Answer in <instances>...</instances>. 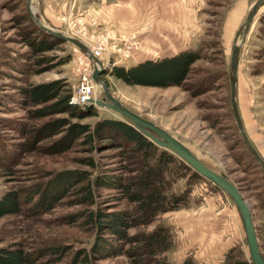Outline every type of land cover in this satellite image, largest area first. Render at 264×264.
<instances>
[{
	"label": "rangeland",
	"instance_id": "rangeland-1",
	"mask_svg": "<svg viewBox=\"0 0 264 264\" xmlns=\"http://www.w3.org/2000/svg\"><path fill=\"white\" fill-rule=\"evenodd\" d=\"M255 1L30 0V3L45 26L78 39L101 62L99 79L110 95L177 138L206 165L227 174L250 207L257 241L264 253V170L240 137L231 112L228 77L232 47L240 44L236 102L245 132L264 159L261 50L264 43L259 21L264 1L246 31L242 28ZM28 14L25 0H0V135L12 144L10 150L14 151L13 158L2 161L0 167V196L11 188L37 182L51 184L59 171L84 168L80 159L86 156H94L99 168L107 169L108 174L122 172L120 168L128 162L118 155V147L91 153L88 145L77 143L78 140L68 150L46 153L43 147L56 135L36 143L31 139L34 129L50 119L36 117L33 106L19 101L18 88L31 82L64 80L71 92V102L82 107L93 104V114L81 122L94 124L103 118L125 117L91 101L101 99L105 92L93 79L94 64L73 44L56 42L53 49L37 55L54 56L52 60L32 63L34 59L28 57L30 48L22 37L27 36L23 33L30 28ZM181 51L197 52L198 58L189 65L179 84L127 83L114 73L117 67L129 68ZM65 57L67 61L58 65ZM104 101L109 102L107 98ZM22 126L26 133H22ZM24 142L31 145L24 147ZM188 176L177 179L167 190L179 194L188 188L186 201L158 213L147 224L128 229V233L166 227L171 245L164 255L172 264H180L187 257L196 264H221L230 251L249 257L231 199L203 176ZM98 192L102 200L117 194L106 188ZM78 196L75 189H69L55 206L41 214L22 212L0 217V246L20 242L28 250L42 248L45 252L63 246L62 254L45 253L36 264H68L77 249L90 247L94 236L89 225L77 216L87 208L79 203ZM104 204L110 210L131 206L122 198ZM95 264L130 263L126 256L118 255L98 259Z\"/></svg>",
	"mask_w": 264,
	"mask_h": 264
},
{
	"label": "trees",
	"instance_id": "trees-1",
	"mask_svg": "<svg viewBox=\"0 0 264 264\" xmlns=\"http://www.w3.org/2000/svg\"><path fill=\"white\" fill-rule=\"evenodd\" d=\"M259 21L264 43V12ZM29 27L23 33L27 36L22 37L30 48L28 57L34 59L32 63L41 64L52 60L54 56L37 55L53 49L54 44L62 40L40 29L31 18ZM34 34L41 36L36 37ZM261 50L264 53V44ZM197 55V52L181 51L159 60H145L129 68L117 67L114 73L127 83L158 86L179 84L186 76L189 65L198 58ZM67 59L61 58L58 65ZM18 92L19 101L33 106L32 113L36 117L50 118L34 129L31 138L36 143L46 136L56 135L43 147L46 153L68 150L79 140L77 143L87 144L91 153L118 147V155L129 164L123 163L120 168L122 172L118 174H108L107 169L99 168L94 156L83 157L80 161L84 168L59 171L51 184L37 182L5 191L0 196V217L22 212L41 214L55 206L58 198L67 190L75 189L79 194V203L87 207L77 216L89 225L94 236L90 247L77 249L68 264H95L98 259L118 255L126 256L130 264H172L164 255L171 245L166 227L135 234H129L128 229L147 224L158 213L172 210L186 201L190 192L188 188L179 194L167 193V190L179 178L186 175L196 178L200 174L170 149L156 145L126 118H103L94 124L81 122L93 114V108L71 102V92L62 79L31 82L19 87ZM73 118L78 120L72 121ZM22 127V133H26L25 126ZM26 144L31 145L27 142L24 147ZM11 148L12 144L0 135V167L3 166L2 161L13 158L14 151ZM101 188L115 190L117 194L112 199H125L131 206L110 210L111 207H106L108 204L104 203L112 199L102 200L98 192ZM64 251L63 246L48 248L47 252L42 248L31 251L20 242L10 243L0 246V264H36L45 253L58 255ZM180 264L196 263L187 257ZM221 264L253 263L249 257L244 258L230 251Z\"/></svg>",
	"mask_w": 264,
	"mask_h": 264
},
{
	"label": "water",
	"instance_id": "water-1",
	"mask_svg": "<svg viewBox=\"0 0 264 264\" xmlns=\"http://www.w3.org/2000/svg\"><path fill=\"white\" fill-rule=\"evenodd\" d=\"M263 1L264 0H256L251 6L242 26L244 31H246L258 6ZM25 4L26 10L29 13L31 19L40 29L51 35L57 36L62 41H67L73 44L76 48L80 50V52H82L84 55H87V57L92 61V63L94 64L93 79L96 84L100 85L103 88L105 92L104 97H102L101 99L96 98L95 100H91L92 102L94 101L95 103L101 106L109 107L115 110L116 112L120 113L123 117L128 119L139 131H141L145 136L150 138L156 145L173 151L198 174L208 179L210 182L222 189L227 194V196L233 202L236 212L238 214L240 224L245 235L248 256L251 262L253 264H264V253L260 249L257 241L254 226L252 223L250 207L241 195L239 188L227 176V174L222 171H217L206 165L185 144H183L177 138L173 137L171 134H169L160 126L156 125L151 120L142 117L135 111H132L131 109L126 107L122 102H120L117 98L110 95L108 91H106V85L99 79V74L103 70L102 64L90 53L89 49L78 39L64 34L53 28L45 26L42 23L39 14L36 13L34 8L31 6L30 0H25ZM239 49L240 44L233 45L229 63L228 77L230 84L231 112L245 147L249 151L250 155L254 158V160L258 163V165L264 170V159L257 152L256 148L253 146L252 142L249 140L245 132L236 102V74ZM106 98L109 100V102L104 101ZM90 105L92 106L93 104Z\"/></svg>",
	"mask_w": 264,
	"mask_h": 264
},
{
	"label": "built area",
	"instance_id": "built-area-1",
	"mask_svg": "<svg viewBox=\"0 0 264 264\" xmlns=\"http://www.w3.org/2000/svg\"><path fill=\"white\" fill-rule=\"evenodd\" d=\"M82 99H84V98H82ZM86 99H84V101H85ZM83 101V100H82ZM85 103V102H84ZM84 103H82V104H84Z\"/></svg>",
	"mask_w": 264,
	"mask_h": 264
},
{
	"label": "crops",
	"instance_id": "crops-1",
	"mask_svg": "<svg viewBox=\"0 0 264 264\" xmlns=\"http://www.w3.org/2000/svg\"><path fill=\"white\" fill-rule=\"evenodd\" d=\"M250 139V138H249ZM251 141V140H250ZM252 142V141H251ZM253 144V143H252Z\"/></svg>",
	"mask_w": 264,
	"mask_h": 264
}]
</instances>
